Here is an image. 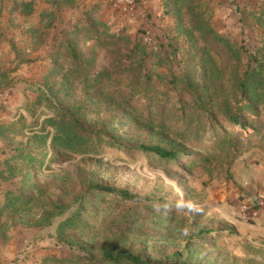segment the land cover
Segmentation results:
<instances>
[{
	"label": "rangeland",
	"instance_id": "obj_1",
	"mask_svg": "<svg viewBox=\"0 0 264 264\" xmlns=\"http://www.w3.org/2000/svg\"><path fill=\"white\" fill-rule=\"evenodd\" d=\"M192 1L206 18V29L212 31L205 36L192 34L193 57L184 34L191 29L188 8L192 4L185 0H0V212L16 189L23 197L30 192L39 200L32 213L0 215V264H98L110 247L141 253L153 263L167 262L178 253L184 264H264V236L254 234L246 224L264 216V203L249 221L234 214L243 194H255L248 192L251 188L264 195L256 187L264 182L260 181L264 177V98L258 100L257 114L247 108L240 112L245 127L225 120V103L233 107L238 101L233 95L238 60L212 36L216 33L264 59V0ZM85 11L109 33L124 36L118 43L122 54L134 43L152 52L149 85L170 97L161 95L167 104L156 106L150 119L143 102L133 101L130 107L119 102L120 93L128 90V79L118 83L120 93L103 88L93 97L75 82L72 99L83 105L86 120L101 127L102 119L117 116L120 133L128 137L122 143L131 147L105 148L96 156L65 154L50 147L51 136L46 146L34 136L41 128L44 134H52L43 120L55 110L42 92L53 85L66 106L54 58L60 50L58 63L66 65L60 45L71 39L70 27ZM74 42L81 57H92L94 69L119 63L115 48L110 55L92 41ZM202 61L211 77L213 122L196 106L188 80L182 77L196 78ZM171 76L177 78L173 85L168 83ZM179 106L192 110L184 118ZM32 107L36 109L33 119L27 110ZM130 108L142 113L143 119ZM141 143L188 156L161 160L136 150ZM22 147L29 158L13 160L14 151ZM92 183L126 189L141 200L87 194ZM81 195L79 221L65 224L76 212ZM47 201H59L67 209L46 225H27L37 222L38 209ZM76 242L89 250L81 251Z\"/></svg>",
	"mask_w": 264,
	"mask_h": 264
},
{
	"label": "trees",
	"instance_id": "obj_2",
	"mask_svg": "<svg viewBox=\"0 0 264 264\" xmlns=\"http://www.w3.org/2000/svg\"><path fill=\"white\" fill-rule=\"evenodd\" d=\"M184 0H175L176 3ZM189 4H192L189 9V14L192 18L191 29H185L184 34L186 40L190 41L191 57L195 53L196 43L192 37L194 32H198L200 36H205V34L212 33L210 29H206V18L200 10L195 9V3L192 0H185ZM88 10V9H87ZM177 14H180V9L176 10ZM81 18V17H80ZM77 19L75 26L70 27L68 31V37L61 48L64 49V53L67 56V63L65 66L59 65L58 56L60 55V50L56 52L54 58V71L61 72V82H60V93L63 95V99L66 102V106L61 104L60 98L56 91H53V85L50 86L48 91L42 92V97L44 100L50 102L49 107L55 110L52 116L45 117L44 122L48 123L52 127V134L47 132L44 134L45 129L41 128L39 135H34L35 137H40L43 139L42 143L46 146L47 139L51 136L50 147L57 149L65 154H78V155H93L96 156L104 151L105 148H115V149H130L128 145H124L122 142L126 143V134L120 133V129L116 122L117 116H111L101 120V127H97L95 122H90L86 120L87 111L84 109L83 105L80 103L76 104L72 99V87L75 82L81 85L83 88V93L88 97H93L94 94L101 91L103 88L112 89L116 91L118 89V83L123 82L122 78L128 79L127 91L121 94V101L126 106H131L132 102H143L144 110L148 113L147 117L152 118L157 110L156 106H162L167 104V101L161 97H169L166 93L161 94L160 90L152 88L149 84L153 73L151 68L154 66V61L152 59L149 50H146L143 46L134 43L132 47H129L124 54H122L121 49L118 45L119 42L124 40V36L117 33H109L108 28L97 18H91L88 11L82 13V19ZM214 40L225 46L227 51L231 56L238 60V63L234 65L233 75H234V93L235 97H238L237 104L233 107L229 106V103H225V109H227L223 115L225 120L230 124L237 126L241 125L245 127L246 121H242V115L240 112L245 110V108L250 109L253 114H257L258 100L264 98V59H258L256 54L251 55L246 53L242 47L235 46L229 40L221 38L218 34H212ZM74 39H84L85 42H94V47L99 46L100 48L110 51V55L114 52L117 56H120V60L117 65L113 67H100L94 69L92 57H81L76 51V43ZM112 50V51H111ZM245 53L247 56H245ZM124 58L122 60L121 58ZM244 61H243V60ZM183 62V59L181 60ZM152 63V67L149 65ZM200 62L196 63L199 65ZM194 65V63H192ZM200 71L197 72L196 78L189 81V77L183 74L188 80V91L196 101V106L200 107V110L206 114L210 121H214V114L209 108V94L211 87V77L208 78V68L202 64L199 65ZM66 69H65V68ZM129 75V76H127ZM198 79V80H197ZM177 80L176 77L171 76L168 81L169 85H173ZM197 80V81H195ZM49 87V86H48ZM212 88H214L212 84ZM39 96V95H38ZM170 99V97H169ZM40 100V96L36 101ZM52 106V107H51ZM30 117L33 119L36 114V109L32 107L27 109ZM189 109L188 111H191ZM134 115L143 119L142 113L130 108ZM177 111L180 116L185 118L187 110L182 107H178ZM182 111V112H181ZM160 113V112H158ZM25 120L24 117H21ZM248 120V119H246ZM248 122V121H247ZM252 127V126H251ZM136 150L141 152L154 155L161 160L173 161L179 155L183 154L188 156L187 153H180L175 150L167 149L161 145H148L141 143L136 145ZM25 147H22L14 151L13 160L29 158L30 154H27ZM44 153H47L46 151ZM33 189H37L36 185ZM88 193H96L105 196H113L121 201L125 202H136L141 200L138 195L131 193L130 191L122 188H114L110 186H103L98 183H92L87 186ZM79 205L76 212L72 217L65 221V224L72 222H78L79 217L77 214L82 210V195L77 199ZM39 200L33 193H28L25 197L17 189L9 193L6 197V201L3 204V208L0 215H4L6 212H27L30 210L32 213V207ZM36 202V203H35ZM81 208V209H80ZM67 206L59 201H47L45 204L39 208L38 216L36 218L37 222L27 223L35 225H46L55 216L61 215L66 211ZM22 221V216L18 219ZM67 222V223H66ZM213 231H209L207 235L212 234ZM60 236L67 238L61 232ZM80 250L87 252L89 249L86 245L81 242H76ZM81 258V257H79ZM90 259V258H89ZM98 264H184L180 260L178 253H173L169 256V261L160 263H153L146 260L141 253H134L127 249L122 248H108L102 252V256L98 261Z\"/></svg>",
	"mask_w": 264,
	"mask_h": 264
},
{
	"label": "built area",
	"instance_id": "obj_3",
	"mask_svg": "<svg viewBox=\"0 0 264 264\" xmlns=\"http://www.w3.org/2000/svg\"><path fill=\"white\" fill-rule=\"evenodd\" d=\"M263 203L264 195L262 193L243 194L236 205L235 217L241 221H249Z\"/></svg>",
	"mask_w": 264,
	"mask_h": 264
},
{
	"label": "crops",
	"instance_id": "obj_4",
	"mask_svg": "<svg viewBox=\"0 0 264 264\" xmlns=\"http://www.w3.org/2000/svg\"><path fill=\"white\" fill-rule=\"evenodd\" d=\"M262 179L264 180V177L261 178L260 181H262ZM263 185L261 184V182H258L256 187L258 189H261L264 192V182H262ZM255 188H251V190H248V192L250 193H256ZM242 225H244L243 223H240ZM248 225V227H250L253 231L254 234L256 235H260V236H264V216H260L255 222H251L246 223Z\"/></svg>",
	"mask_w": 264,
	"mask_h": 264
},
{
	"label": "clouds",
	"instance_id": "obj_5",
	"mask_svg": "<svg viewBox=\"0 0 264 264\" xmlns=\"http://www.w3.org/2000/svg\"><path fill=\"white\" fill-rule=\"evenodd\" d=\"M189 207H191V206H189Z\"/></svg>",
	"mask_w": 264,
	"mask_h": 264
}]
</instances>
